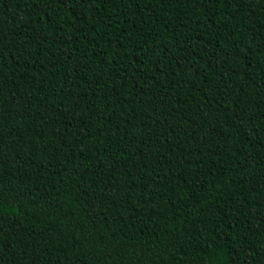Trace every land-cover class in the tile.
Segmentation results:
<instances>
[{"label": "trees", "instance_id": "trees-1", "mask_svg": "<svg viewBox=\"0 0 264 264\" xmlns=\"http://www.w3.org/2000/svg\"><path fill=\"white\" fill-rule=\"evenodd\" d=\"M0 264H264V0H0Z\"/></svg>", "mask_w": 264, "mask_h": 264}]
</instances>
